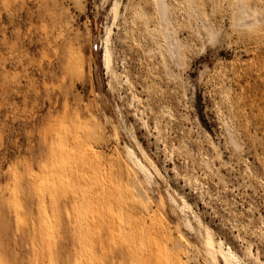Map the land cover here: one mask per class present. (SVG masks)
Masks as SVG:
<instances>
[{
  "label": "rangeland",
  "instance_id": "374dc122",
  "mask_svg": "<svg viewBox=\"0 0 264 264\" xmlns=\"http://www.w3.org/2000/svg\"><path fill=\"white\" fill-rule=\"evenodd\" d=\"M164 2L0 0V264H264V0Z\"/></svg>",
  "mask_w": 264,
  "mask_h": 264
},
{
  "label": "bare ground",
  "instance_id": "6f19581e",
  "mask_svg": "<svg viewBox=\"0 0 264 264\" xmlns=\"http://www.w3.org/2000/svg\"><path fill=\"white\" fill-rule=\"evenodd\" d=\"M236 1L239 2V3L242 2V6L241 7H240V5L237 6V11H238V13L240 15V17H239L240 23L248 24V22H246V20L249 19L251 16H253V14H251L249 9L246 7V4H245L246 0H236ZM158 3H159V5L162 8H164V7L167 8L168 7L167 4L164 2V0H158ZM252 18H254V17H252ZM202 23H204V22H202ZM249 24H250V22H249ZM205 27H206V24H205ZM208 27H209V25H208ZM208 27H207L208 35L210 36V40H212V42H213V40L216 39L218 33L214 29H209L210 27L209 28ZM110 33H111V30L107 34V37H106V40H105L106 43L104 45L105 47L103 49L104 51H103L102 61H101L103 63L102 66L103 67L105 66L106 68H110V66L112 64V53H111V50H110V47H109V44H110ZM91 44L94 45L93 43H91ZM95 50H97V49L91 48L90 53H89L91 71H93L95 69V66L98 63L97 62L98 60L96 59ZM177 56H178V54H177ZM166 63H168V62L166 61ZM98 69H99V67H98ZM91 75H90V77H91ZM95 75H96V73H95ZM96 80H97V77H96ZM96 89H97V87H96ZM94 93H97V92H94ZM98 96H99V98H101L99 93H98ZM107 101H105V102H107ZM90 135L94 136L96 139L100 138V134H99L95 124H91ZM127 156H128V159H129L130 163L133 165V167L135 169V173L138 174L137 170H139L140 173H142V175L144 176V179H145V181H139L135 177V179H133V180H131L129 182V185L134 189V193H135V197L136 198H139V197L146 198L147 195H146L142 185L151 183V181L153 180V170H151L148 167L149 164L147 162L146 163L148 164V166L145 163H143L141 161V159L138 158V156L136 155V153L133 150H129L127 152ZM164 205H165V203H164ZM186 224L188 226H190L189 222H187ZM202 246H204L205 251L207 252L206 254H208L209 257L211 258L210 262L212 264L213 263L214 264H246L245 261L238 254H236L232 249H230V248L227 249V248H225L223 246V244L221 242H217L213 238V236H212L211 232L209 231V229H207V228H206V235L204 236V241L202 243ZM182 248H183L182 243L180 241H178L176 243L175 247H174L175 250L173 251V260L177 264H188L185 261H183L182 258L179 255L178 251L180 249H182Z\"/></svg>",
  "mask_w": 264,
  "mask_h": 264
}]
</instances>
